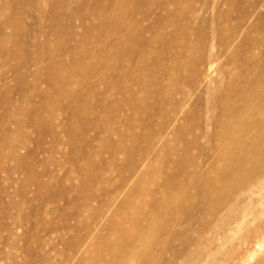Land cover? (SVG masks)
I'll list each match as a JSON object with an SVG mask.
<instances>
[{
    "label": "rangeland",
    "instance_id": "1",
    "mask_svg": "<svg viewBox=\"0 0 264 264\" xmlns=\"http://www.w3.org/2000/svg\"><path fill=\"white\" fill-rule=\"evenodd\" d=\"M262 46L264 0H0V264H122L136 241L126 264H238L177 208L228 169L220 110Z\"/></svg>",
    "mask_w": 264,
    "mask_h": 264
},
{
    "label": "bare ground",
    "instance_id": "2",
    "mask_svg": "<svg viewBox=\"0 0 264 264\" xmlns=\"http://www.w3.org/2000/svg\"><path fill=\"white\" fill-rule=\"evenodd\" d=\"M118 29L121 30V26ZM215 34L216 36L218 34L217 28ZM116 49L118 50V48ZM262 50L264 51V46H262ZM244 72L241 77L239 75L238 78L230 79L224 105L222 110L218 109V111H223V117L225 116L224 118L227 119L224 127L231 130L230 132L227 130L230 134L227 133L229 138L226 137L228 139L217 146L218 151L221 152V161L228 166V169L222 174L218 173V178L211 183L205 185V181L204 186L198 183L194 193L188 197L187 203L189 205L177 208V210L183 211L186 216V221H182L183 225H181L184 230H193L199 235L192 242L198 249L203 250L204 246L214 245L218 242H222L223 244H220L224 245L235 241L238 245H246L248 253L237 261L238 264H246L256 257L258 251L264 249V246H259L264 242V117L262 120L258 118L260 114L264 116V59L262 65L252 75L249 71ZM223 121L225 122V119ZM244 136L246 140L242 139ZM178 187V192L182 195V191ZM177 189L175 188L173 192H176ZM166 200L167 196L162 197L161 202L159 201L160 204L157 205V203L153 207V215L144 217L147 231H157L159 221L164 214L167 216L176 210V206H174L171 211L173 205L171 202L168 206V202L172 200H167L168 202ZM202 216L205 217V220L202 219ZM246 231H248L247 235L240 238L242 232ZM188 242L183 235L179 236L178 245L188 246ZM137 243L139 241L130 244L131 251L120 258L122 264L136 262L140 254ZM168 246L169 252L173 253L172 244ZM208 259H212V256H206L203 259L204 262L199 258L197 264L210 262ZM220 264L227 263L220 262ZM258 264H264V258L259 259Z\"/></svg>",
    "mask_w": 264,
    "mask_h": 264
}]
</instances>
